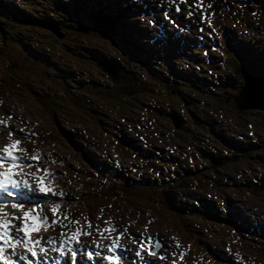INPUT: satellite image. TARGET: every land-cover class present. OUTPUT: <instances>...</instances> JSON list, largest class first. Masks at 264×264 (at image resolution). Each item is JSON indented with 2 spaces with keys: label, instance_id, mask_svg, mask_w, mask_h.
<instances>
[{
  "label": "rangeland",
  "instance_id": "rangeland-1",
  "mask_svg": "<svg viewBox=\"0 0 264 264\" xmlns=\"http://www.w3.org/2000/svg\"><path fill=\"white\" fill-rule=\"evenodd\" d=\"M14 1L21 6H27L28 11L32 15L35 14L36 16L44 18L49 8H53L54 10L58 9L60 3L66 0ZM86 1L89 2L87 6L88 10L91 12L98 10L101 14L108 16L110 12L114 13L120 10L121 6L124 5V0ZM142 1L145 7L143 11L140 12L141 25L138 29L139 34H133V37L128 36L131 43H138L143 46V49H147L146 51H148L149 47L143 43L145 42V38L148 37V43L150 46L153 44L152 46L154 48H163L171 52L189 50L192 54V65L194 66L206 64L207 60L209 66L215 67L212 75L208 73L209 76L204 77L205 75L201 74L199 75V81L195 82L192 80L191 83L186 84V87L191 85L194 86L198 90L201 98H203L202 102L198 98L199 104L205 106L202 110L203 107L200 108V105L196 104L198 106L197 108L201 110L193 109L190 111L197 115H201L202 120L209 119L213 122L214 120H211V114H213L218 117L220 121L213 127L208 128L203 123L197 122L188 110L185 109L188 103L183 102V104L180 105L181 101H175L174 99H172V102H166L164 92L167 91V85L162 84V82H160V85L155 86V88L158 89L157 92H149L150 88H152L150 86L151 79L143 73L144 70L142 66L134 63L131 59V61L126 60V57L129 56L119 46L97 33H91L87 42L93 45L91 52H93L94 57L88 60H84L83 57H78V44H80V38L73 35V33L84 34L87 32L86 29H84V33L76 31V29L79 30L84 26L78 21L76 23L75 32L70 29H59V31L63 32L61 38H58L60 40L59 42L51 41V37H49L46 43H44V45H46V50L54 59L56 67L60 69V71L63 70L65 73V70L74 73V77H76L75 81H79L80 79H93V77L102 78V76L98 74L99 67L95 64L97 63V58L100 57L99 54H109L119 62L120 59L125 60V65L123 66H125V70L129 71L127 75L133 79L132 81L127 78L128 87L130 89L127 91H122L120 89H118V91L111 90L110 92L118 93L117 95L120 99L115 101L108 95L104 97V101L100 98L97 99L95 95L89 93L90 89L93 90L95 87L91 88V83L88 81L83 83L82 81L79 83L70 81L69 86L66 83H62L63 81L60 76H64V74L60 73L59 76H51L50 80L42 75L43 82L36 77L39 76V73L33 74L32 77H24L23 73H28L29 67L25 66L24 68L26 70L19 66H16L18 67L16 68L12 66L11 62L15 57H20V54L23 52L22 48L11 43H4L0 38V147L10 142L8 138L9 127L16 133H19V130L23 128V133L13 135L11 139L21 141L19 147L27 150V158L29 160L33 155L39 157L36 161L30 160L32 164H37L38 167H41L40 173H43V176H32L29 181V183H32V188L35 189L36 183L39 182L37 177H43L44 184H49L50 188H52L55 193L64 194L63 196L57 195L52 197L51 202L47 200L42 201L36 206V212H40L45 216L53 214L51 211L52 206L46 207L43 206V204L48 202L50 205L54 206V204L58 203L60 211L58 212L57 210V216L61 221H63L64 216H67L70 220L79 221L78 225L69 224L68 228H81L91 233L88 236L80 237L82 238L83 247L90 246L91 243L95 246L100 243L104 246L101 250L106 252L107 246L112 243L125 245L128 251L125 254H121V264H133V261H136L137 264L143 262L142 258L139 259L135 255L136 250L140 247L141 238H143L145 244L151 243V249L159 256L160 261H163V257L161 256H163L165 252H181L183 254L182 256L180 253L179 255L170 257L168 260L169 264H182V260L188 261L190 258L192 260L189 263L193 264L192 261H194V264H196V260L201 261L200 258L195 257V252L199 251V249L206 250V260L204 264H212L211 262L223 264L225 261H229L230 264H264V261L260 262L256 258L255 253L257 250L252 247V243L248 239V234L243 233L237 227L226 225L230 220L234 219L233 214L229 211H234L231 202L238 205L239 208L235 205L234 208L241 214L238 213L239 216H245L244 211H247L248 208V210H250V207L253 206H260L264 209V190H253V193L247 192L249 190L248 188L242 191H235V189L232 188L228 190H216L214 189L217 187L215 183L221 178L226 177V171L232 169L235 165L231 163L225 167L223 166L221 169H213L209 164H206V184L212 187V189H209V193L214 197L222 198L227 203L228 215H226L223 210L221 213V221L225 225L219 224V226H213V224L207 222L205 218L206 210L203 207L205 202L200 201L196 207L200 211L199 226L202 230L198 232L194 227V223L198 222V217L193 216V218L187 221L184 218V214L187 215V212L181 210L185 208L190 211L193 208L189 204L190 202L186 201L192 194L189 189H182V187L185 188L191 180H186L184 183V180H182L183 176L179 177L177 174L173 173L175 171L174 164H179V167L183 170L192 168L189 163H191L190 160L193 153H196L195 163L201 165L203 161L200 157L205 154L206 150L212 147H215L218 151L221 150L222 141L223 139H228L229 134L233 135L234 139L236 137H243L245 141L258 144V146H260V151L256 153V157L264 161V111L257 109L237 110L234 106V102H232L233 98L227 95V99H225V90L221 87L223 82H228L231 87L228 91L236 94L243 86L246 79L252 77L250 75L243 76L240 70H243V67L248 70L253 68L252 61L257 60L253 52L261 51V47L259 46L260 40H264V33H262L259 37L254 35L252 38H254L255 41L253 42H236V38L233 35H226L224 37L229 27L228 25H232L231 29H234L237 39L246 40V38H244L246 34L244 30L240 28L235 29L234 27L241 25L244 27L248 26V23L244 20L249 18L257 20L258 14L264 16V10L255 6L253 3L242 2L240 0H204V5H210L211 7L208 6V8L213 11L210 15L212 27L210 28L208 26L207 20L202 21L199 18H196L194 25L188 27L187 23L191 18L186 15L188 0ZM125 2H127V0H125ZM177 9L179 10L177 11ZM236 9L239 10L237 22L234 17H231ZM254 9H256L257 12H255ZM59 12V10H55V13ZM166 14L169 16L170 20L173 21L172 23L164 18ZM263 19V17L259 19V23L264 29L262 24V22L264 23ZM150 20L154 21V23L149 24L148 21ZM15 21H18V19L11 22L13 26H8L10 24L1 25L5 28L10 27L12 31L10 32L11 34L21 31L19 34L28 35L27 41L30 42L33 40L34 36L39 38L48 36L46 34L49 30L44 26H42V28L47 30L46 32L40 29H30L29 25H19L18 22L15 23ZM202 22L205 23V26L201 24ZM199 29L205 30L212 38L217 37L218 39V43L214 41L210 45V49L206 48V54H200L198 49L204 47L206 42L212 40H210L207 34L206 36L199 35L201 34ZM0 33L7 35V33L1 30ZM141 34L143 37L140 40L138 37ZM145 34H147V36H145ZM42 42H45V40ZM37 43L42 46L41 41ZM225 43L236 51L216 53L222 51L221 47H226ZM218 45L221 46L220 49L214 48ZM241 51H247V58L244 65H240L239 60L234 55ZM130 53H132V51H130ZM208 54L212 55L207 56ZM16 60L19 61L21 67L24 66V64L20 62V59ZM152 62L156 64L160 61L158 58L154 57ZM83 63L87 64V66H83ZM188 63H191V60H189ZM103 66L106 67L109 65ZM157 67L160 70H166L161 64L157 65ZM115 68L119 69L117 67ZM150 68H148L147 71H149ZM103 69L104 68H101L102 71ZM75 71L77 73H75ZM130 72L135 73L131 74ZM103 73L105 74L104 71ZM214 73H218L219 75ZM189 77L194 79L192 76ZM70 80L74 79L70 78ZM209 82H211V90L214 92H206V89L209 88ZM170 84L172 85L173 83L170 82ZM113 85L115 84L113 83ZM137 90L142 91L138 94V97L141 98L142 101L137 103L135 107L132 106L135 101L129 102L126 105L129 111L121 113L120 103L124 101L123 98H132L131 95L137 94ZM153 90L152 88L151 91ZM218 92L222 93L217 96L216 94ZM76 93L79 95L76 96ZM187 95L194 99L197 97V95L190 90H188ZM88 98L91 99V103L99 107V112H90L89 108L93 104L88 103ZM109 101H112L113 104L109 103ZM212 102L216 104L213 103V105L207 106V103L211 104ZM171 103H173V105ZM153 104L158 105L160 110L172 109V107H174V109L180 112L183 120L185 121V118H187L188 121L182 123L169 114L159 116V119L155 120L153 119L155 111H144V109ZM231 105H233L234 108H231ZM115 109H118L120 113L113 115L112 111ZM217 109H221L222 111L218 112ZM102 110L109 115L107 119L100 116ZM206 110L211 114L207 113ZM222 120L226 122H222ZM112 123L115 125L116 130ZM184 125L186 126V131L183 132L182 129ZM13 126L15 128H13ZM33 133L35 135H32ZM119 134H123L131 139V143L125 142L124 137H120V139L117 140L114 135ZM184 142L186 143L182 145ZM74 144H78L80 147L77 148ZM148 147L154 149L152 157L156 158L159 162L162 161L167 164V166H158L164 170L165 175L162 178L159 176L160 180L156 182L158 184L156 189L148 190L142 186H137L136 195L135 191L130 189L127 191L129 194L128 196L120 194L116 196L110 194L106 195V191L101 190L102 193L98 191L106 180L114 179L115 171L119 172L118 175H125L126 177L130 171H142L145 173L144 177L148 176L146 171H150V169L154 170L155 168L154 165L152 166L149 163L143 166V163H145L148 157L146 154V148ZM18 153L20 156L22 155V158L25 157V153ZM247 157L248 154H245L242 158L244 160ZM31 169V167H28V171H31ZM44 169L48 170L47 175L43 172ZM158 169L160 170V168ZM260 171L263 170L261 168H252V173L245 174L243 180L248 183L254 182V180L259 181L260 174H256ZM129 177L130 176H128V179H131ZM263 177L264 173L261 178ZM231 178L236 179L235 174H233ZM21 179L23 180L24 178ZM49 181H51V183H49ZM231 182L235 183L234 180ZM161 189H163V193L165 194L163 197L164 199L162 197H159L161 200L156 198L158 199L156 202H152L149 199L143 200V202H136L131 199V196L136 197L140 195L139 192L141 191H145L146 194L155 195L154 193L159 194L160 191H162ZM49 194L48 195L51 196V193ZM142 204L147 206H143ZM31 207L32 205H28L20 212L10 207L4 210V212H7L9 216L14 214L19 217L22 215V211L30 210ZM139 207H144V211H139ZM189 207H191V209H188ZM137 212L139 213L137 214ZM132 216H135L137 221ZM239 216L237 218H240ZM246 219L247 220H243L250 224L251 227H254V220H250L251 218ZM85 220L91 224L90 228L85 223ZM131 220H133L132 222L138 223L134 224ZM106 221L108 224H105ZM15 223L18 224L20 221L16 220ZM147 223L149 224V230L145 232L142 227L147 225ZM185 223L191 228L190 237H185L182 232V225ZM98 226L99 228L114 227L116 232L105 233L103 238H101V234L96 231ZM206 226H208L207 228L209 229H206ZM41 232L44 235L46 234L43 240H47L51 234L53 235H51L52 237H56L57 240H59L62 228L59 223L56 225L49 224L47 229L42 227L36 231V235H32L31 233V238L40 239L39 235H41ZM136 232L139 233L140 236H138ZM175 232L179 236H175ZM261 232L262 231L256 228H252V232L249 231L252 237L256 235L258 239H264V235L260 234ZM118 234L121 238L116 240L115 237ZM109 235L112 237L111 240L108 239ZM202 236H204V238ZM125 237L127 238L126 240L131 242L133 239H137V241L131 243L124 240ZM155 242L160 245L158 249L154 247ZM168 242L171 243V247L167 244ZM177 245H179V247H177ZM95 248L94 251L96 250ZM129 250L132 252L131 255H129ZM149 250L150 249L147 247L142 249V254L146 258L148 264H160L155 254H148ZM219 250L224 251V254L220 253ZM119 253L120 252H118V254ZM216 254L223 257V259L216 256ZM55 255L57 254L54 253V256L49 255V257H55ZM66 258L67 264H72L73 258L71 253H69ZM85 260H87V256L83 255L82 258L77 260V264H81V262ZM95 260L96 264H107L102 256H97ZM99 261L102 263H99ZM17 264H21V262L17 261ZM89 264H91V262H89Z\"/></svg>",
  "mask_w": 264,
  "mask_h": 264
},
{
  "label": "trees",
  "instance_id": "trees-1",
  "mask_svg": "<svg viewBox=\"0 0 264 264\" xmlns=\"http://www.w3.org/2000/svg\"><path fill=\"white\" fill-rule=\"evenodd\" d=\"M189 1H193V0H189ZM253 1L255 3L258 2L257 0H253ZM127 2H125L124 0V5L121 6L120 10L115 11L114 13L110 12L108 16L105 14H101L100 11L98 10H96L95 12H91L90 10H88L87 6L89 2H87L86 0H71V1L66 0L60 3V6H58V9H55L56 11L59 10L60 11L59 13H55V10L53 8H49L48 13L45 15V17L41 18L40 16H36L35 14L32 15L28 11L27 6H23V5L21 6L20 4L16 3L14 0H0V30L2 32L7 33V35H3L2 33H0L1 34L0 38L2 42L4 43H11L16 46H19V48H22L23 52L20 54V57H17V58L15 57L14 60H12L11 62H12L13 67L19 66L20 68H23L24 70H26L24 68L25 66L29 67V70L27 71L28 73H23L24 77H28V76L32 77L33 74L39 73V76H36V77L38 80L43 82V78H42L43 76L50 80L51 76L52 77L55 75L59 76V73L64 74V76H60L63 81L62 83L64 84L66 83L70 86V81L73 83L75 82L79 83L80 81H82L83 83V82L88 81L89 83H91V88L95 87L93 90L90 89L89 93H92L93 95H95L97 99L100 98L101 100L105 101L104 97L109 95L112 99H114L115 101H118L120 99L117 95L118 93L110 92V91L111 90L118 91L120 87L116 86V84L113 85V83L109 80V78L103 73L101 68L103 65H109V66L113 65L119 68L120 70H124L126 73H129V71L125 70L124 68L125 66H123L125 65L124 63L125 60L120 59V62H119L116 58L111 57L109 54H106V55L99 54L100 57L97 58V63L95 65L99 67L98 74H100L102 78L93 77V79L89 78L86 80L80 79L79 81H75L76 77H74V73L69 72L68 70H65L66 73L63 70L60 71V69L56 67V63L54 62V59L52 58L50 53L46 50V45H44V43H46L49 37H51V41H54V42L56 41L59 42L60 40L57 37H55V35H53L51 32L44 30L41 26L55 25V27L60 30L70 29L75 32L76 23L80 21V23L84 25L81 27V29L82 30L86 29L87 32H85L84 34L73 33V35L78 36L80 38L79 39L80 44H78V57H81V58L83 57L84 60H88L89 58L94 57L93 52H91L93 49V45L87 42H88L89 35L91 33H97L98 35H101L105 39L111 40L115 45L119 46L129 56V57H126V60L128 61L132 60L134 63L138 64L139 66H142L144 70L143 73L147 77H149V79H151L150 86L154 89L153 91H151L152 88H150L149 92H153V93L157 92L158 89H156L155 86L160 85V82H162V84L167 85V91L164 92L165 97H166L165 99L166 102H172V99H174L175 101L180 100L181 101L180 105H182L183 102H186L188 103V105L187 107H185V109L188 110V112L191 114V116H193V118L197 122L203 123L208 128H211L214 125H216L217 122L220 121V119L216 117L215 115L211 114L210 112H208L207 110L206 112L212 115L211 120H214L213 122H211L209 119L202 120L201 115H197L194 112L190 111L193 109H200L201 107H203L202 108L203 110L205 106H202L199 104L198 98L201 100V102L203 101V98H201V96L199 95L198 90L192 85L189 87H186V84L191 83L192 80H194L195 82L199 81V78H200L199 75L201 74H204L205 75L204 77H208L209 75H212L213 69L215 67L209 66L207 60H206V64H200V65L198 64L194 66L192 65V54L190 53L189 50L171 52L163 48H160V49L154 48L152 46L153 44L150 46V44L148 43L149 42L148 37H146L145 42H143L146 46L149 47L148 51H146L147 49H143V46L139 45L138 43H135V42L131 43L128 36L133 37V34H138V31H139L138 29L140 28V25H141V20H140L141 13L140 12L143 11L145 4L143 3L142 0H127ZM263 2L264 0H262V3ZM186 15L189 16L188 5H186ZM15 19H18V21H15V23L18 22L19 25L27 24L29 25L30 29H40V30H44L45 32L47 31L46 35L48 36L43 37V38L32 36L34 41L32 40L30 42V41H27L28 35L19 34L21 33V31L14 32L13 34H11L10 32L12 31L10 27L5 28L1 25V24H10L8 26H13L11 25V22H13V20ZM244 21H246L249 25L253 23L252 19L250 18L245 19ZM59 32L62 36L63 32L62 31H59ZM145 36H147V34H145ZM142 37L143 36L141 34L138 37V39L141 40ZM43 40H45V42H42ZM38 41H41L42 46H40L37 43ZM161 49H163L164 51ZM129 50L132 51V53H130ZM206 52L207 51L205 49L200 54H203V53L206 54ZM261 52H263L262 47H261ZM212 54H208L207 56L212 55ZM154 57L158 58L161 63L158 62L154 64L152 62ZM239 57L244 64L247 58L246 52H243V51L239 52ZM16 59H20V62H22L24 66L21 67V64ZM189 60H191V63H188ZM160 64L164 66V68L166 69L165 71L160 70L157 67V65H160ZM82 65L87 66V64L85 63H83ZM148 68H150L149 71H147ZM260 68L262 67L260 66ZM249 71L255 74H261L259 70H257L256 67L254 66V63H253V68L249 69ZM75 73L77 72L75 71ZM130 73L132 74L135 72H130ZM208 73L210 74L208 75ZM214 74L219 75L218 73H214ZM189 76H192L194 79L190 78ZM70 78L74 80H70ZM170 82L173 84L171 85ZM210 84L211 82H209V88L206 89V92L207 91L214 92L213 90H211L212 86ZM221 87L222 89L225 90V92L228 93V95H234L233 93H230L228 91V89L231 88L228 82H223ZM188 90H190L191 92H194L195 95H197V97L194 99L193 97L187 95ZM137 91H138L137 94L131 95L132 98H123L124 101L120 103L121 110H122L121 113H125L129 111V109H127L128 107L126 106L129 102L135 101V103H133L132 105L133 107H135L137 103H140L142 101V99L138 97V94L141 93L142 91L141 90H137ZM221 93L222 92H218L217 94L216 93L215 94L219 96V94ZM77 95L79 94L76 93V96ZM88 103L93 104L91 103L90 98H88ZM109 103L113 104L112 101H109ZM213 103L215 102H212L211 104L207 103V106H211L213 105ZM171 104L173 105V103ZM196 104L200 105L199 106L200 108H197L198 106ZM230 107L234 108L233 105H231ZM89 110L91 113H96V112H99V107L93 104L92 106H90ZM217 110L218 112L222 111L221 109H217ZM144 111H147V112L155 111V114L153 117V119L155 120L159 119V116H165L166 114H169L172 117H175L176 119L181 121L182 123H185V121H188V119L185 117H184L185 118V121H184L182 116L180 115V112L174 109V107H172V109L160 110L158 108V105L153 104L150 107H147L146 109H144ZM104 112L105 111L102 110V112H100V116L107 119L109 115ZM116 113H120L118 109H115L114 111H112L113 115H115ZM198 116H199V120H198ZM222 122H226V121L222 120ZM114 128L116 130L115 125H114ZM182 130L183 132L186 131L185 125L183 126ZM114 136L119 139L120 137H124L125 142L131 143V139L127 138L123 134L114 135ZM228 142H230L233 148L236 149L239 153H244L246 151L252 152L254 149V148L249 149L247 145H241L240 143L232 142V140L230 139L228 140ZM185 143L186 142L182 143V145H184ZM131 146L133 147L132 144ZM146 149H147L146 154L148 155V157L146 158L145 163H143V166H145L146 164L150 162H151L150 165L155 166L154 170L150 169V171L148 170L146 171L147 172L146 174L148 176L144 177L145 173L142 171L141 172L140 171H130V173H128L126 177L125 175H118L119 172L115 171L114 179L106 180L103 183V185L100 186L98 191L100 193H102L101 190L106 191L107 192L106 195L110 194V195L116 196L120 194V195L128 196L129 194L127 193V191L130 189L134 190L135 195H136L137 188H138L137 186H142L143 188L148 189V190L156 189L158 187V184L156 182L160 180L159 176H161L162 178L165 175L164 170H162V168L158 166L159 165L167 166V165L161 164L158 160H156V158L152 157V154H154L153 153L154 149L152 147H148ZM207 150H206L207 154L205 153L206 156L201 158L203 159V162L201 165H197V164L192 165V163H190L189 165L192 166V168H190L189 170H185L186 174L182 180H184V183L186 182V180H191L190 183H188L187 185L188 187L196 188L200 182H203L205 190L212 189V187H209L208 184H206V175L203 172L204 171L203 168L205 167L204 165L206 163L210 165L212 163H219V159L214 153V151L212 150V148H208ZM248 155L251 156V153H249ZM195 156H196V153H193L191 155V160L193 162H195ZM158 168H160V170ZM178 168L179 166H176L175 171L173 173L178 172ZM226 172H227V175L231 178L233 175V172H230V171H226ZM186 175L188 176L186 177ZM261 175H263V173H261ZM128 176H130L129 178L131 179H128ZM227 181H228L227 177L221 178L219 181L215 183V186L217 187H215L214 189L216 190L228 189L229 185ZM260 181L264 183V177ZM241 182L242 180H236L235 184L240 185ZM229 183H231V181H229ZM253 184L261 185L258 182L253 183ZM161 190L162 191H160L159 194L154 193L155 195L146 194L145 191H141L139 192L140 195L136 197L131 196L132 197L131 199L135 200L136 202H143V200H147V199L151 200L152 202H156V200L158 199L161 200V198L159 197L163 198L165 196V194L163 193V189ZM242 190H239V191H242ZM251 191L252 190H250V192ZM162 193H163V196H162ZM142 205L147 206L145 204H142ZM138 209L139 211L140 210L144 211V207H139ZM186 212L187 214H190L188 211ZM190 212H192L193 215H198V216L200 215V211L197 209L196 206H193ZM138 213L139 212H137V214ZM132 217L136 220L135 216H132ZM186 224L187 223L182 225V232L185 235V237H190L191 228ZM261 254L263 255L262 259L264 260V253H261Z\"/></svg>",
  "mask_w": 264,
  "mask_h": 264
},
{
  "label": "snow or ice",
  "instance_id": "snow-or-ice-1",
  "mask_svg": "<svg viewBox=\"0 0 264 264\" xmlns=\"http://www.w3.org/2000/svg\"><path fill=\"white\" fill-rule=\"evenodd\" d=\"M195 6L203 8L204 0H198ZM208 6L211 7L210 5ZM200 15L201 20H207L208 26L211 28L210 15L206 16L203 11H201ZM164 18L169 20L170 23L173 22L167 14ZM148 23L152 24L154 21L150 20ZM23 132V128L19 130V133H16L9 127L8 138L10 142L0 147V264H17V261L21 262V264H67L64 258L69 253H71L73 258L72 264H77L76 257L79 255L87 256V260L82 261L81 264H89V262L96 264L95 258L97 256H102L107 264H121L122 256L118 252L127 251L128 249L125 245L112 243L107 246L106 252L101 250L104 247L102 244H97L95 251L92 247L85 249L79 238L81 236H88L91 233L81 228H68L69 224L78 225L79 221L70 220L67 216H64L63 221H61L57 216L58 203L54 204L51 209L53 213L51 221H49L47 216L36 212V206L42 201L47 200L51 202L52 197L57 195L63 196L64 194H57L52 188L45 186L43 177H37L39 182L36 183L35 189L32 188L27 179L21 180L16 178L20 175H27L22 173L24 167L34 166L27 158V150L19 147L21 141L11 139L13 135ZM32 135L35 134L33 133ZM17 152L25 153V157L17 156L15 154ZM38 159L39 157L36 155L30 158L31 161ZM40 171L41 169L36 166V172ZM36 172L31 173V175L35 176ZM43 172L45 175L48 174L47 169H44ZM49 193H51V196L48 195ZM7 204H10L11 208L18 212L25 209L28 205H32V207L30 210L22 211V215L17 217L14 214L9 216L7 212L3 211ZM16 220L20 221L18 225L15 223ZM58 223L62 228L59 240L56 237H49L47 240L31 238V233L38 231L42 227L47 229L49 224L56 225ZM85 223L89 228L91 227V224L87 220H85ZM105 224H108V222L106 221ZM96 231L103 238L105 233L116 232V229L110 226L106 228H99L98 226ZM120 238L119 234L115 237L116 240ZM108 239L111 240L112 237L109 235ZM145 247L151 249V243L145 244L143 238H141L140 247L135 252L136 257L142 258V249ZM18 249H23V251H18ZM49 251L57 255L49 257ZM148 254L154 255L155 253L149 250ZM180 255L182 256L183 254L181 253ZM133 264H137V262L133 261Z\"/></svg>",
  "mask_w": 264,
  "mask_h": 264
},
{
  "label": "water",
  "instance_id": "water-1",
  "mask_svg": "<svg viewBox=\"0 0 264 264\" xmlns=\"http://www.w3.org/2000/svg\"><path fill=\"white\" fill-rule=\"evenodd\" d=\"M47 30L54 34L57 38H61L59 29L54 25H43ZM42 27V26H41ZM76 31L83 32L82 29H76ZM102 68L105 74L110 78V80L120 87V90L127 91L128 80L133 81L127 73L111 66H103ZM133 83V82H132ZM234 106L237 110H251L257 109L264 111V78H248L243 86L239 89L236 96L232 95ZM117 140L119 138L115 137Z\"/></svg>",
  "mask_w": 264,
  "mask_h": 264
},
{
  "label": "clouds",
  "instance_id": "clouds-1",
  "mask_svg": "<svg viewBox=\"0 0 264 264\" xmlns=\"http://www.w3.org/2000/svg\"><path fill=\"white\" fill-rule=\"evenodd\" d=\"M237 142V141H236ZM76 145V146H75ZM242 145H244L243 143H242ZM74 146L75 147H77V148H79L80 147V145L78 146L77 144H74ZM73 146V147H74ZM203 148V147H202ZM260 146L255 150V156H256V153L258 152V151H260ZM251 158V157H250ZM167 165V164H166ZM174 166H175V164H174ZM175 168H176V166H175ZM252 168L253 169H257V168H261L263 171H260V172H258V174H256V175H261V173H264V161L261 159V158H259V157H256V161L253 163V164H250V165H248L247 167H244V168H242V169H240L239 171H237L236 173L238 174V175H245V174H250V173H252ZM204 173L206 172V170H204L203 171ZM254 173H257V172H254ZM242 176V177H243ZM198 186H200V187H198ZM198 186L196 187V188H191V187H188V186H186L185 188H183L182 187V189H189V191H190V193L192 194L189 198H192V197H201V198H205V199H209V200H213V201H216L215 199H213V197L211 196V194L209 193V189H204L203 188V186H204V183L203 182H200L199 184H198ZM193 203H191V205L192 206H197V204L200 202V200L199 199H194V201H192ZM217 202V201H216ZM218 204L220 205V202H218ZM197 221L198 222H196V223H194V225H195V227H196V229L199 231L200 230V226H199V224H200V220H199V218L197 219ZM176 233V232H175ZM177 234V233H176ZM178 235V234H177ZM179 236V235H178Z\"/></svg>",
  "mask_w": 264,
  "mask_h": 264
},
{
  "label": "bare ground",
  "instance_id": "bare-ground-1",
  "mask_svg": "<svg viewBox=\"0 0 264 264\" xmlns=\"http://www.w3.org/2000/svg\"><path fill=\"white\" fill-rule=\"evenodd\" d=\"M135 31V30H134ZM139 34V33H138ZM132 38V37H131ZM4 128V127H3ZM13 128H15L14 126H13ZM5 130V129H4ZM5 132V131H4ZM6 133V132H5ZM1 136V135H0ZM18 137V136H17ZM203 149V148H202ZM16 155H17V153H15ZM18 156V155H17ZM22 156V155H21ZM29 162L31 163V161L29 160ZM34 166L33 167H31L32 169H31V171L29 170L26 174L28 175H30L31 173H34V172H36V165L37 164H33ZM38 166V165H37ZM39 168H41V167H39ZM22 173H24L23 171H22ZM25 174V173H24ZM36 175H38V176H43V173L41 174L40 172H36ZM24 176L25 175H20L19 177L20 178H24ZM24 179H27L28 181H30V178H28V177H25ZM45 179V178H44ZM30 184H32V183H30ZM45 186H47V187H50V185L49 184H44ZM53 187V186H52ZM131 188V187H130ZM112 190H114V189H112ZM115 194V193H114ZM50 195V194H49ZM57 202V201H56ZM54 204V203H53ZM7 206V205H6ZM6 206H5V208L3 209V210H5V209H7L6 208ZM188 209H191V207H189ZM242 212V211H241ZM239 213V212H238ZM240 214V213H239ZM241 215V214H240ZM243 215V214H242ZM17 223V222H16ZM19 224V223H18ZM203 227V226H202ZM40 232V231H39ZM38 232V233H39ZM49 233V232H48ZM36 235V232H33L32 233V235ZM31 235V234H30ZM46 235V234H45ZM52 235V234H51ZM50 235V237H52ZM59 235V234H58ZM40 236V235H39ZM48 236V235H47ZM34 238V237H33ZM40 238V237H39ZM46 238V237H45ZM41 239V238H40ZM47 239V238H46ZM80 239V242H81V244H82V238H79ZM100 244V243H99ZM154 245H159V243H157L156 242V244H154ZM160 246V245H159ZM88 247H92L93 248V250H94V248L96 247L94 244H92L91 243V245L90 246H87V247H84L85 249H87ZM96 249V248H95ZM219 249V248H218ZM221 249H223V248H221ZM151 251H152V249H150ZM223 250H225V249H223ZM18 251H23V249H18ZM153 253H154V251H152ZM219 252L220 253H222V254H224V251H222V250H219ZM48 255H53L54 256V252H52V251H49V254ZM56 256V255H55ZM82 256L83 255H79V256H77L76 257V259L78 260V259H80V258H82ZM216 256H218L217 254H216ZM226 256V255H225ZM219 258H221V259H223V257H220V256H218ZM64 259H67L66 257L64 258ZM231 260V259H230ZM86 261V260H85ZM103 261V260H102ZM233 261V260H232ZM101 261H99V263H100ZM102 263V262H101Z\"/></svg>",
  "mask_w": 264,
  "mask_h": 264
},
{
  "label": "flooded vegetation",
  "instance_id": "flooded-vegetation-1",
  "mask_svg": "<svg viewBox=\"0 0 264 264\" xmlns=\"http://www.w3.org/2000/svg\"><path fill=\"white\" fill-rule=\"evenodd\" d=\"M199 148V147H198ZM197 151V150H196ZM175 166H179V164H175ZM182 170V168L181 167H179L178 168V172H176V173H174V174H177L178 176L180 175V172H181V170Z\"/></svg>",
  "mask_w": 264,
  "mask_h": 264
}]
</instances>
